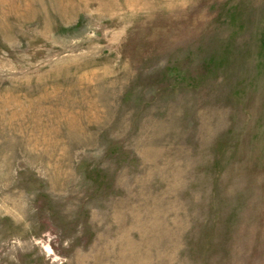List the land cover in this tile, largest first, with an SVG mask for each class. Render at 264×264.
Here are the masks:
<instances>
[{
  "label": "rangeland",
  "instance_id": "rangeland-1",
  "mask_svg": "<svg viewBox=\"0 0 264 264\" xmlns=\"http://www.w3.org/2000/svg\"><path fill=\"white\" fill-rule=\"evenodd\" d=\"M0 264H264V0H0Z\"/></svg>",
  "mask_w": 264,
  "mask_h": 264
}]
</instances>
